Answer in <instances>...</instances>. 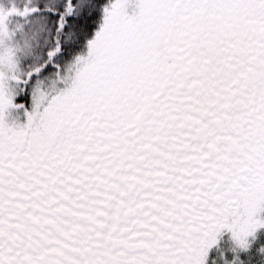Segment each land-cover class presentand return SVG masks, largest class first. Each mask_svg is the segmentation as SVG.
Listing matches in <instances>:
<instances>
[{"label":"flooded vegetation","instance_id":"obj_1","mask_svg":"<svg viewBox=\"0 0 264 264\" xmlns=\"http://www.w3.org/2000/svg\"><path fill=\"white\" fill-rule=\"evenodd\" d=\"M224 2L191 1L160 67L127 61L113 16L83 112L53 114L38 147L14 106L27 122L16 143L0 134V264H264L209 246L250 195L264 141V19Z\"/></svg>","mask_w":264,"mask_h":264},{"label":"rangeland","instance_id":"obj_2","mask_svg":"<svg viewBox=\"0 0 264 264\" xmlns=\"http://www.w3.org/2000/svg\"><path fill=\"white\" fill-rule=\"evenodd\" d=\"M191 1L0 0L1 143L18 142V130L27 122L18 121L14 106L25 108L34 123L28 127L34 147L42 144L44 124L52 128L57 121L53 114L65 113V121L74 123L71 118L83 112L82 101L89 95L85 86L94 75L95 47L109 38L106 33L112 30L113 16L116 21L121 16L118 38L120 52L125 57L130 54L127 61L132 58L135 68L141 69L152 57L160 67L164 57L168 59V49L184 36L185 18L194 9ZM225 6L234 12L243 6L242 15L249 21L264 19V0H225ZM3 154L6 151L0 150V156ZM251 155L255 185L241 200L236 216L225 215L223 223L218 222L220 228L209 243L214 259L264 258V141L259 137L251 144Z\"/></svg>","mask_w":264,"mask_h":264},{"label":"trees","instance_id":"obj_3","mask_svg":"<svg viewBox=\"0 0 264 264\" xmlns=\"http://www.w3.org/2000/svg\"><path fill=\"white\" fill-rule=\"evenodd\" d=\"M101 16H102V12H101ZM76 25H77V24H76ZM76 25H75V26H76ZM251 259H252V258H251ZM253 259H254V257H253ZM258 259H264V258L262 257V258H258Z\"/></svg>","mask_w":264,"mask_h":264}]
</instances>
